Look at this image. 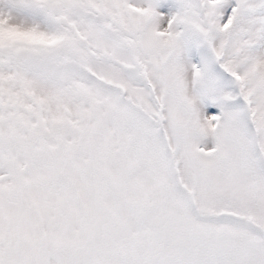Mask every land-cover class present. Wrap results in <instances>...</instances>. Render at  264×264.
<instances>
[{
	"label": "snow or ice",
	"instance_id": "obj_1",
	"mask_svg": "<svg viewBox=\"0 0 264 264\" xmlns=\"http://www.w3.org/2000/svg\"><path fill=\"white\" fill-rule=\"evenodd\" d=\"M0 264H264V0H0Z\"/></svg>",
	"mask_w": 264,
	"mask_h": 264
}]
</instances>
